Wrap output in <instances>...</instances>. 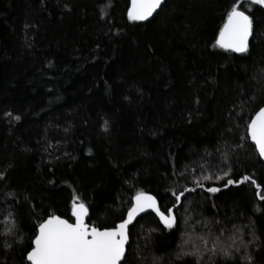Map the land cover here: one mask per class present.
<instances>
[{
  "label": "trees",
  "instance_id": "obj_1",
  "mask_svg": "<svg viewBox=\"0 0 264 264\" xmlns=\"http://www.w3.org/2000/svg\"><path fill=\"white\" fill-rule=\"evenodd\" d=\"M239 2L243 54L215 44L237 0H164L146 22L129 0H0V264H29L38 224L71 221L73 203L113 228L141 192L166 215L178 205L176 224L137 217L124 264H196L177 258L193 244L201 264H264V164L247 134L264 107V7ZM209 229L231 258L205 250Z\"/></svg>",
  "mask_w": 264,
  "mask_h": 264
},
{
  "label": "snow or ice",
  "instance_id": "obj_2",
  "mask_svg": "<svg viewBox=\"0 0 264 264\" xmlns=\"http://www.w3.org/2000/svg\"><path fill=\"white\" fill-rule=\"evenodd\" d=\"M245 2L253 6L264 7V0H245ZM162 3L163 0H132V7L127 14L128 19L131 21L146 20ZM251 33L252 19L249 14H246V11L240 10V2L237 0V3H234L228 11L215 44L225 50L244 53L248 51V38ZM247 134L255 143L260 157L264 158V108H261L251 123L248 124ZM227 176L228 173L225 172L224 177ZM213 178L221 180L223 177L204 175L201 180L209 181ZM248 179L249 177H244L245 181ZM233 183L232 179H228L225 187ZM252 183L256 184V181L253 180ZM196 185L203 187L200 181H196ZM206 190L209 193L220 191L216 187H209ZM184 191H189V189L186 188ZM183 195L184 193L181 192L176 196L177 203L181 201ZM259 198L264 200V196ZM74 199L76 198L74 197ZM133 199L134 203L128 211V218L113 228L101 230L94 225L90 226L85 223L88 207L82 202L73 203L71 215L75 218V223H69L67 219H62L58 215L49 216L38 224L37 233L31 242V248L27 252L26 259L30 264H121L127 242L126 228L136 214L145 209H152L160 217V221L166 228L172 229L176 224V217L173 215L172 209L168 210L167 215L162 213L156 206L153 197L141 192L137 193ZM10 223L14 226V221ZM223 236V230L218 234H213L212 230L209 229L205 235L200 237V240L205 250L210 251L213 256L219 252L228 259L231 258L229 251L231 245L227 248L222 246L221 238ZM208 243L213 245L211 249H207ZM192 247L196 248L195 252L181 251L177 254V258L196 256V264H201L202 258L197 255L200 249L195 244ZM244 259L250 261L251 257L245 255Z\"/></svg>",
  "mask_w": 264,
  "mask_h": 264
},
{
  "label": "water",
  "instance_id": "obj_3",
  "mask_svg": "<svg viewBox=\"0 0 264 264\" xmlns=\"http://www.w3.org/2000/svg\"><path fill=\"white\" fill-rule=\"evenodd\" d=\"M163 2H164V0H163ZM162 4H163V3H162ZM162 4H161V6H162ZM161 6H160L159 8H157L156 11H154L153 14H152L150 17H148L146 20H142V21H139V22H146V21H149V20H150V19H151V18H152V17H153L158 11H159V9L161 8ZM131 7H132V0H129V8H128V10H129ZM127 14H128V13H127ZM250 37H251V35H250L249 38H248V42H249ZM234 53H236V52H234ZM244 53H245V52H244ZM237 54H243V53H237ZM263 108H264V107H263ZM258 112H259V111H258ZM258 112H256V114H257ZM256 114L251 118V120H252L253 118H255ZM251 120H250L249 123H251ZM248 137H249V136H248ZM249 141H250V143L252 144V146L255 148L256 153H257L259 159H260L261 162L264 164V158L260 157V155H259V153H258V150H257V148H256V145H255V143L251 140L250 137H249ZM144 194L153 197V199H154L155 202H156V206L159 208L158 201H157V199H156L153 195L148 194V193H144ZM133 203H134V199L132 200V203H131L130 208L133 206ZM177 207H178V205L175 206L174 208H172V211H173L174 209H176ZM130 208H129V209H130ZM128 211H129V210H128ZM128 211H127V213H126V215H125V217H124L123 220H125V219L128 218ZM149 213H153V214L156 215V213H155L152 209H145L144 211L139 212L138 214H136V215L133 217L131 223H129V224L127 225V228H126L127 242H126V244H125V253H126V248H127V246H128V242H129V237H128V235H129V229H130V226H131L132 222H133L137 217L142 216V215H145V214H149ZM156 216H157V215H156ZM157 217H158V219L160 220V217H159V216H157ZM46 219H47V218H46ZM62 219H63V218H62ZM71 219H72V220L69 221V223H75V218L72 217V215H71ZM123 220H122L121 222H123ZM121 222H119V223H121ZM85 223H86V217H85ZM119 223H118V224H119ZM161 223H162V222H161ZM118 224H117V225H118ZM162 224H163V223H162ZM117 225H116V226H117ZM163 225H164V224H163ZM116 226H115V227H116ZM37 229H38V227H37ZM36 233H37V231H36ZM124 256H125V255H124ZM123 259H124V257L122 258L121 263H122ZM26 261L30 264V262H29L27 259H26Z\"/></svg>",
  "mask_w": 264,
  "mask_h": 264
},
{
  "label": "flooded vegetation",
  "instance_id": "obj_4",
  "mask_svg": "<svg viewBox=\"0 0 264 264\" xmlns=\"http://www.w3.org/2000/svg\"><path fill=\"white\" fill-rule=\"evenodd\" d=\"M101 230H103V229H101ZM128 237H129V235H128ZM129 243V242H128ZM127 249V248H126ZM121 264H124V259H123V261H122V263Z\"/></svg>",
  "mask_w": 264,
  "mask_h": 264
}]
</instances>
